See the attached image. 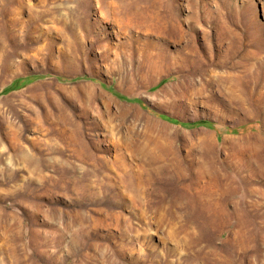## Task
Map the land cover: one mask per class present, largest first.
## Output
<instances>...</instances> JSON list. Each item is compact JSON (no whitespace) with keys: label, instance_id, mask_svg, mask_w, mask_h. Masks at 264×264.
I'll use <instances>...</instances> for the list:
<instances>
[{"label":"rangeland","instance_id":"rangeland-1","mask_svg":"<svg viewBox=\"0 0 264 264\" xmlns=\"http://www.w3.org/2000/svg\"><path fill=\"white\" fill-rule=\"evenodd\" d=\"M214 261L264 264V0H0V264Z\"/></svg>","mask_w":264,"mask_h":264},{"label":"bare ground","instance_id":"bare-ground-1","mask_svg":"<svg viewBox=\"0 0 264 264\" xmlns=\"http://www.w3.org/2000/svg\"><path fill=\"white\" fill-rule=\"evenodd\" d=\"M156 81V80H155ZM146 83H149V82H146ZM93 97V96H92ZM214 202V201H213ZM212 202V203H213ZM210 204V203H209ZM214 205V204H213ZM212 264H218V261H214Z\"/></svg>","mask_w":264,"mask_h":264}]
</instances>
